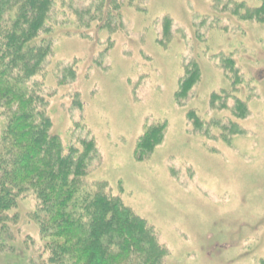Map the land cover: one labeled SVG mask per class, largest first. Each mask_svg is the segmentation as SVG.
Listing matches in <instances>:
<instances>
[{"label":"rangeland","instance_id":"rangeland-1","mask_svg":"<svg viewBox=\"0 0 264 264\" xmlns=\"http://www.w3.org/2000/svg\"><path fill=\"white\" fill-rule=\"evenodd\" d=\"M55 4L63 26L34 81L51 95L45 111L62 146L93 143L83 184L144 220L163 264H264V12H253L264 0ZM85 11L94 21L81 38ZM194 67L196 84L177 100ZM155 127L161 141L139 161L138 141ZM33 206L20 200L16 226L0 234V264L46 258Z\"/></svg>","mask_w":264,"mask_h":264},{"label":"trees","instance_id":"trees-1","mask_svg":"<svg viewBox=\"0 0 264 264\" xmlns=\"http://www.w3.org/2000/svg\"><path fill=\"white\" fill-rule=\"evenodd\" d=\"M56 1L0 0V234L9 222L10 229L17 223L20 200L31 197L34 206L27 218L46 256L38 264H163L167 252L152 228L102 185L83 184L93 143L64 148L51 132L45 111L51 95L45 89L42 93L34 79L53 57V29L63 26ZM253 12H264V7ZM86 13H81L88 17L80 26L83 31L73 32L81 38L94 21ZM185 75L177 100L199 78L196 67ZM65 80L58 76L57 84L63 86ZM161 133L155 127L140 138L135 152L139 161L161 141Z\"/></svg>","mask_w":264,"mask_h":264}]
</instances>
